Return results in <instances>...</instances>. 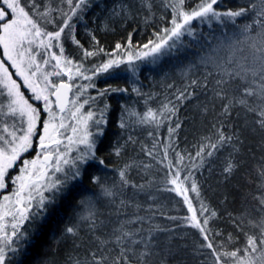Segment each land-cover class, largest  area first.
I'll use <instances>...</instances> for the list:
<instances>
[{
  "label": "snow or ice",
  "instance_id": "snow-or-ice-1",
  "mask_svg": "<svg viewBox=\"0 0 264 264\" xmlns=\"http://www.w3.org/2000/svg\"><path fill=\"white\" fill-rule=\"evenodd\" d=\"M68 6V11L63 8H51L48 5L41 9V5L36 0H0V46L3 47L4 58L0 59V96H6V105L0 103V115L5 117L19 118L20 125L14 124V131L8 132V125L5 124L4 132L8 136L0 135V190L5 189L11 181L16 184L19 181L18 188L13 189L12 196L16 197L15 204L18 206L15 210L5 209V205L0 203V264H11V261L20 251L22 241H28L34 244L35 239H30L27 230L21 231V225L24 221H30L33 218L40 217L46 212V203L54 202L55 193H59L63 188L67 187L69 181H75L82 178L87 168L93 164L104 168L108 164L104 158L97 154V139L102 136L103 129L99 126L104 123V112L107 111L106 104L101 112V118L94 121L96 131H87L80 138L78 143L83 144V150L77 149L78 155L73 158L70 169L64 173V179H57L51 184L45 185V188L53 191V199L41 196L36 205L37 211H32L28 201L31 200V191L25 198L22 194L26 188L30 189V184L26 180L33 176L28 171V165H32L35 169L37 160L41 153L47 161L53 154L56 155L55 167L56 171H62L60 160L66 153H61L59 145L61 140L57 136L63 135L59 132L60 128H65L64 118H60L59 124L56 123L58 113L53 111V101L50 97H56V106L60 112H64L62 96L71 90L72 85L64 80L58 82L49 79L50 76L68 77L73 79V68L76 75L83 76L85 80H91L87 74L89 71L93 75L101 72H107L110 68L119 67L121 64L128 65L129 71L134 77L139 71V65L136 61H145L150 65H157L162 58L172 56L180 51L185 36L195 39V28L193 21L200 24L215 21L217 23L237 24L238 18L250 17L249 22L237 25L238 30L229 36L219 39L218 43L211 46L206 54L199 58L200 64L206 68H211L205 76L203 86L207 88L208 76H214V95L216 98L226 101L222 104L221 115L224 117L231 116L232 109L236 106L243 108L246 112L253 113L257 119L255 123L261 130H264V0H248L244 6L236 9H228L219 11L216 7L218 0H197L191 7H185L187 0H165V7L171 9V19L169 21L171 27L160 28L158 32L153 33L155 39H150L142 48H137L131 43L129 35L126 45L120 43L115 44V51L106 53L105 49L100 46L96 36L89 32L88 36L92 47L85 48L79 39L74 35L75 24L72 23L73 17L78 20L83 19V12L90 7V0H62ZM143 6L151 9L150 0H141ZM97 7H107V5L98 4ZM53 12L59 13V23H56V17ZM113 15L127 16L128 9L125 5H120L119 11L112 7ZM52 24L54 30L49 31L45 25ZM70 40L71 43L80 50L81 60L74 61L71 57L64 55V41ZM53 48L59 49V54L53 52ZM43 49V54L36 50ZM128 49H131L129 51ZM49 53H51L49 55ZM105 54L109 58L92 68L84 67V60L100 54ZM117 53H121L117 55ZM37 57H40L38 60ZM50 60H54L55 64L51 65L52 71H46L43 66H47ZM7 61L11 68L15 69L12 73L9 71ZM190 70V69H189ZM13 75L23 80V85L13 79ZM197 80H192L190 86H197ZM28 89L31 96L26 98L25 93L21 91V87ZM78 87H95L94 84ZM108 91L105 89L99 93L103 96ZM111 91L126 92L127 89H111ZM132 91L140 94V90L133 87ZM193 95L192 92L180 91L177 99L184 101ZM95 99V98H92ZM30 100L43 101V112L47 113V118L42 119L41 109L30 103ZM75 104V101H72ZM88 103V100H84ZM171 105V106H170ZM5 106L7 111H5ZM82 107V105H81ZM80 108L77 107L71 112L73 118H76V112ZM179 111L178 107L171 101L163 103L160 109H152L148 107L143 113L129 111L130 117H135L137 123L141 125H153L155 128L161 127L165 121H169L168 137L169 143L164 146L163 160H167L166 184L162 190L174 193L177 197L182 198L183 204L187 207L190 215L184 216L182 219L187 226L197 230L202 238L200 248L209 250L212 258V264H264V165L257 170L260 178L257 184L258 194L253 195V199L257 201L254 211L258 214L256 218H251V213H246L247 226L255 229V233L244 230V221L237 222L236 218L229 213V218L233 226L242 232L245 236V244L242 248H229V245L235 242V238L229 233L226 239L216 243L210 237L221 236L219 231H213L209 226L210 220L217 218V212L209 209L204 203L200 188L197 182L192 179V172L186 169L203 167L205 158L213 157L225 145H230L233 152L238 151L233 141H239V137L233 133L228 135L223 131L222 127H217L215 132V142L211 137H206L207 143H202L195 153V157L189 155V164H184L185 156L180 152H174V159L169 157L168 149L172 147V137L181 127L179 122L171 126L170 117L175 116ZM93 112L89 111L86 115L78 119L84 122L87 128V121L93 117ZM26 125V127H25ZM121 128H125L126 124L122 121ZM215 127V126H214ZM20 131L22 134L17 135ZM72 132L77 129L72 127ZM149 135H152L150 132ZM37 139V159L23 160V167H20V175L12 177L9 170L16 166V161L20 159L21 153L27 152L33 148V139ZM71 142L72 138L68 137ZM129 141L135 143L132 136L128 137ZM53 145L57 147L53 148ZM122 147L114 149V154L119 157ZM156 143H153L155 149ZM146 154L153 159L156 155L153 151L143 148ZM229 159L225 164L223 171L227 175H231L237 168L236 163ZM198 159L199 164L193 161ZM157 160V163H161ZM68 164L67 160H64ZM134 163H126L122 168L118 169L119 183L113 182L112 185L102 183L98 176H89L91 183L97 185L100 189L101 196L107 198L109 202L115 203L118 195L122 196L126 188L131 187L135 191L144 189V185L133 184L128 176L129 170L134 167ZM144 168L150 165H143ZM36 176V179H39ZM191 180V183H189ZM34 182V181H33ZM76 186L73 185V188ZM189 193H195V199L199 201V208L193 202V198ZM135 195V192L133 193ZM9 196H4L5 201H9ZM130 202L120 199L119 207L129 206ZM81 206L87 207V215H80V221L85 222L90 231L95 232L102 225L103 221H98L97 214L91 199L81 200ZM139 209L140 205H135ZM208 213V215H205ZM8 214L12 215L11 232L5 230L2 223L4 217ZM168 219L176 220L177 217H168ZM143 217L135 216L129 218L113 228L112 233L107 238L97 237L98 246L101 253L109 250V245H113L115 256L109 257L96 252L90 253L91 260L80 261L73 259L72 264H133L134 257L138 264H148L149 257L152 255V233L154 231H165V229L155 226L148 229V235L142 236V229H131L127 225L135 224L143 221ZM42 227L38 228L35 235L41 234ZM65 233L69 236L76 237L79 234V225L68 226ZM11 254V255H10ZM22 264V262H21Z\"/></svg>",
  "mask_w": 264,
  "mask_h": 264
},
{
  "label": "trees",
  "instance_id": "trees-1",
  "mask_svg": "<svg viewBox=\"0 0 264 264\" xmlns=\"http://www.w3.org/2000/svg\"><path fill=\"white\" fill-rule=\"evenodd\" d=\"M36 2L41 5L42 10L45 5L53 9L69 10L62 0H36ZM196 2L197 0H187L185 7H191ZM150 3L149 10L142 5L141 0H90L91 6L83 12V19L78 20L73 17L72 23L76 26L74 35L85 48H91L88 33H93L106 53L114 52L116 43L126 45L129 35L131 43L137 48H142L150 39H155L153 33L158 32L160 28L171 27L169 23L171 9L165 7V0H150ZM247 3L248 0H220L216 8L219 11L234 10ZM98 4L107 5V7H97ZM120 5L127 7L129 13L127 16L112 14V7L119 11ZM52 15L57 18L56 23H59V13L53 12ZM249 20L250 17H243L237 19L236 25L213 23L196 26L194 27L195 39L189 36L183 38L180 51L175 55L164 57L155 66L147 62L141 63L135 77L127 71L125 66L110 68L107 72L95 74V77L91 71L87 73L92 78L89 82L95 85L90 93L91 102H89L88 110L101 118L102 110L106 104L108 105L107 111L103 114L104 123L99 126L104 134L96 137L97 154L106 160L108 167L104 168L95 164L88 167L82 178L69 181L67 187L55 193L54 202L45 205L46 212L40 217L24 221L21 231L26 229L29 238L35 239V243L29 244L28 241H22L23 246L11 264H21V262L22 264H72L73 259H79L82 262L91 260L92 252H96L97 255L115 256L116 252L112 250L113 245H109L107 252L101 253L97 237L107 238L111 235L113 228L135 216L143 217L144 220L127 227L142 229V236H147L148 229L155 226L165 229V231L152 233V255L149 257L148 264H212L209 250L199 247L203 242L199 232L187 226L182 219L190 215L182 198L162 190L170 187L166 184L167 160H163L164 146L169 143L167 131L170 126L169 121H165L157 129L153 125H141L135 122V117L129 116V111L143 113L148 107L156 110L169 101L179 109L175 116L170 117L171 126L177 122L181 124L172 137V147L168 149L170 158H175L174 152H180L185 156L184 164H189V155L195 157L199 146L207 143L206 137H211L215 142L217 127H222L228 135L235 133L239 137V141H233L238 151L233 152L230 145H225L213 157H206L203 167L190 168L186 171L192 172V179L197 182L204 203L210 211L214 210L218 214L217 218L210 220L209 226L213 231L221 232L222 235L210 238L220 243L231 233L235 242L229 245V248L244 246L245 236L233 226L229 213L236 218L237 222L244 221L245 231L256 232L255 229L247 226L249 217L246 213H251V218H256L258 215L254 211L257 201L253 199V195L258 194L257 184L260 178L257 170L264 165V130L255 123L257 117L253 113L246 112L239 106L232 109L231 116L221 115L222 104L226 101L214 95V76H208L207 88L203 86L205 76L212 69L200 64L199 58L206 54L211 46L216 45L219 39L237 31V25ZM45 26L49 31L54 30L52 24ZM63 43L64 55L79 62L80 50L70 40ZM53 50L59 54L58 48ZM128 50L131 51V49ZM108 58L103 53L87 58L84 60V67L92 68ZM192 80H197L198 85L190 86ZM17 81L20 83V80ZM75 86L74 83L73 87ZM133 87L138 88L140 94L132 91ZM105 89H108L105 95H99ZM111 89H127V91H111ZM185 90L193 93L191 98L184 101L178 100V92ZM74 92L73 90L72 94L75 95ZM30 103L35 105L32 100ZM122 121L126 124L125 128L120 127ZM91 130L96 131L94 123ZM150 132L152 135H149ZM63 135L62 139H64ZM129 136L133 137L135 143L129 141ZM65 137H67L66 134ZM154 141L155 149H153ZM37 142L34 138L31 151L25 154V157L21 156L16 166L10 170L12 177L18 174L20 167L24 166L23 160L35 159ZM72 143L75 144V142ZM73 144L62 149V152L66 153L65 160L68 161V164H63L64 173L70 169L73 158L78 155L77 146ZM55 146L53 145V148ZM120 146H123L121 155L117 157L114 149ZM142 146L153 151L156 159L148 156L146 151L142 150ZM230 153L237 168L231 175H227L223 169ZM157 160L162 162L157 163ZM193 162L199 164L198 159ZM126 163L135 165L128 173L130 181L145 187L141 191H135L131 187L126 188L122 196L116 197L115 203L109 202L107 198L101 196L99 187L91 183L88 177L98 176L102 183L112 185L115 181L118 184V169ZM145 164L150 167L144 168ZM64 173L59 178H51L50 183L57 179H64ZM73 185L76 187L73 188ZM8 188L11 189L10 186ZM134 192L135 195H133ZM7 194L9 191H2L0 199ZM189 195L193 198L195 206L199 208L195 193H189ZM52 199L53 194L49 200ZM89 199L94 205L98 221H103V225L95 232L90 231L85 222L79 219L80 215L88 213L87 207L81 206V200ZM120 199L129 201L130 205L120 208ZM137 204L140 205L139 209L135 207ZM168 217H177V219L171 220ZM11 224L5 225H8L6 231L9 233L12 230ZM73 225H79V234L76 237L69 236L64 231L66 227ZM41 226H43L41 234L37 237L35 233ZM132 262L138 264L134 257Z\"/></svg>",
  "mask_w": 264,
  "mask_h": 264
},
{
  "label": "rangeland",
  "instance_id": "rangeland-1",
  "mask_svg": "<svg viewBox=\"0 0 264 264\" xmlns=\"http://www.w3.org/2000/svg\"><path fill=\"white\" fill-rule=\"evenodd\" d=\"M219 1L220 0H218V3H219ZM214 7H216V6H214ZM213 23H217V22H215V21L211 22V24H213ZM211 24H209L207 22L203 23V24H200L198 21H193V26L194 27L201 26V25H211ZM185 37H187V36H185ZM36 50L40 51L43 54V49H36ZM52 51L55 52V50H53V49H52ZM50 54L51 53H49V55ZM3 58H4L3 47L0 46V59H3ZM37 59L39 60L40 57H37ZM5 62H6V64H8L9 71L14 73L15 69L11 68L10 64L7 61H5ZM135 63L140 65L141 63H146V62L145 61H136ZM52 64H55L54 60H50L49 65L43 66V69L46 70V71H52V68H51ZM121 66H125V67L128 68V65L126 63L121 64L119 67H121ZM114 68H116V67H114ZM72 74H73V79L71 81H69L68 77L63 75V74L61 76H59V77L58 76H50L49 77L50 80L56 81V82H58L60 80H64L65 82H69L70 84L72 82V91L73 90L75 91L74 92L75 95L72 94V99H71V103H70V106H69L68 110H66L63 113H61V112L59 113L56 110L54 101H53L52 97H50V99L53 101V104H52L53 111L55 110L58 113V117H57L56 123L59 124L60 118L63 117L64 118V124L66 126L65 128H60L59 129V132L64 134L63 138L65 140L61 138L62 135L57 136V138L62 141L61 144L58 146L60 148L61 153H65V152H62V149L67 147L69 144H73L72 142H75V144L77 146L76 147L77 149L83 150L85 146L83 144H81V143H78V141L80 140V138L82 136H84V134L87 131H92L91 127H92L94 121L96 119H100L98 116H96L94 114L92 119L87 121V125H88L87 128L85 127L84 122H82V121H80L78 119L79 117L86 115V113L90 111V110H88V105H89V102H91L90 93L94 89V87H78V86H81V85L86 86V85H89V84H92V83L89 82L90 80L83 79V76L76 75L75 68H73V73ZM96 75H98V73ZM102 75H104V74L102 73ZM93 77H95V75ZM13 79L20 80V84L23 85V80L20 77H17L15 75H13ZM74 83L76 84L75 87H73ZM21 91L25 93L26 98L31 96L30 91L28 89L24 88L23 86L21 87ZM86 99L88 100V103L85 104L84 100H86ZM32 101L35 103L34 106L38 105V107L41 109L42 119H46L47 118V113L43 112V101H35V100H32ZM72 101H75V104H73ZM0 103H3V104L6 105V96H0ZM81 105H82V107H81ZM77 107L80 108V111L76 112V118H73L72 115H71V112H74ZM5 111H7L6 106H5ZM58 119H59V121H58ZM5 124L8 125V132H12V131L16 130L13 127L14 124L17 126V128L19 127L20 120H19L18 117L13 119L12 117H5L3 115H0V135H4L5 137H7L8 133L4 132V130H3ZM25 127H26V125H25ZM72 127H75L77 129V131L75 133L72 132V130H71ZM16 134L17 135H21L22 133L17 130ZM65 134L67 135V137H65ZM68 137L72 138L71 142L69 141ZM75 144H73V145H75ZM55 147H57V146H55ZM30 151H31V149H29L27 152L21 153V156H24L25 154H27ZM21 156H20V158H21ZM42 157H43V154L39 156V159L37 160V165H36L35 169L33 168L32 165H28V171L32 172L33 176L31 178H29L28 180H26V183L30 184V189L26 188L24 193L22 194L25 198H27L28 195H29V191H31V200L28 201V203H29V206H30L32 211H37L36 205L39 202L41 196H44V197H47V198H50L52 196L53 191H50V190L45 188V185L51 184L50 183V179L51 178H55V177L59 178V176L62 175V173H64L63 172V164H64V160H65V155L60 160V167L62 168V171H59V172L56 171V167H55V162H56V155L55 154H53L52 162L50 161V159H48L44 163L42 161ZM35 159H37V156L35 157ZM19 160L20 159H18L16 161V163H18ZM31 160H33V159H31ZM10 170H9V172H10ZM17 173L18 174H16L15 176L20 175L19 169H18ZM36 176H39L40 178L36 179ZM19 183L20 182L17 181L16 184H12V182L7 181L8 187L10 186L11 189L6 187L5 189L0 190V196H1L2 191L7 190V191H9V194L4 195V196H9L11 198L9 201H5L4 200V196L1 197L0 203L5 205V209H3L2 211H7L9 209L14 211L15 208L18 207L15 204L16 197L12 196V192H13V189L18 188ZM2 223L4 225H6V224L9 225V223H12V215L11 214L6 215L4 217V220L2 221ZM8 225L5 226V230L7 229Z\"/></svg>",
  "mask_w": 264,
  "mask_h": 264
},
{
  "label": "water",
  "instance_id": "water-1",
  "mask_svg": "<svg viewBox=\"0 0 264 264\" xmlns=\"http://www.w3.org/2000/svg\"><path fill=\"white\" fill-rule=\"evenodd\" d=\"M54 102L56 101V97L52 96ZM70 101H71V90L66 92V95L62 96V103L64 106L65 111L68 109V107L70 106ZM56 106V103H55ZM57 110L59 111V108L56 106ZM64 111V112H65ZM60 112V111H59ZM63 113V112H61Z\"/></svg>",
  "mask_w": 264,
  "mask_h": 264
}]
</instances>
